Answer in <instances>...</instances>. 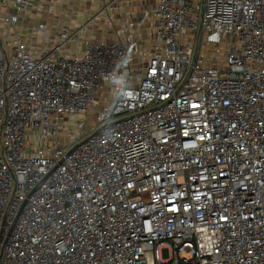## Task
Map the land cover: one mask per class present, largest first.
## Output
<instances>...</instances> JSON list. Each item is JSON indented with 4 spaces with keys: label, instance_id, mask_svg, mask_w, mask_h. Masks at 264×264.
I'll list each match as a JSON object with an SVG mask.
<instances>
[{
    "label": "built area",
    "instance_id": "obj_1",
    "mask_svg": "<svg viewBox=\"0 0 264 264\" xmlns=\"http://www.w3.org/2000/svg\"><path fill=\"white\" fill-rule=\"evenodd\" d=\"M153 25L140 72L120 41L66 56L68 28L38 55L0 40V264H264V0H158Z\"/></svg>",
    "mask_w": 264,
    "mask_h": 264
},
{
    "label": "crops",
    "instance_id": "obj_2",
    "mask_svg": "<svg viewBox=\"0 0 264 264\" xmlns=\"http://www.w3.org/2000/svg\"><path fill=\"white\" fill-rule=\"evenodd\" d=\"M29 1L27 12L14 30L3 19L11 0H0V40L6 34L9 43L17 37L33 55L54 48L64 28L75 33L66 56H80L90 41L101 38L120 41L130 49L135 72L143 71L147 58L161 47L153 25L158 0ZM41 23L46 24V37L38 30Z\"/></svg>",
    "mask_w": 264,
    "mask_h": 264
},
{
    "label": "clouds",
    "instance_id": "obj_3",
    "mask_svg": "<svg viewBox=\"0 0 264 264\" xmlns=\"http://www.w3.org/2000/svg\"><path fill=\"white\" fill-rule=\"evenodd\" d=\"M130 63L127 54L119 56L113 62V68L104 74V80L111 90V103L107 106V111H114L123 100L130 99L133 95L132 85L128 78V64Z\"/></svg>",
    "mask_w": 264,
    "mask_h": 264
},
{
    "label": "rangeland",
    "instance_id": "obj_4",
    "mask_svg": "<svg viewBox=\"0 0 264 264\" xmlns=\"http://www.w3.org/2000/svg\"><path fill=\"white\" fill-rule=\"evenodd\" d=\"M85 119H86L85 114L77 115V116L70 118V120L63 126L62 132L71 131V132H73V136L76 135V133L79 129L80 123L85 122ZM83 129H84V127H83ZM162 257H163V259H168L170 257L169 250L164 249L162 251Z\"/></svg>",
    "mask_w": 264,
    "mask_h": 264
}]
</instances>
